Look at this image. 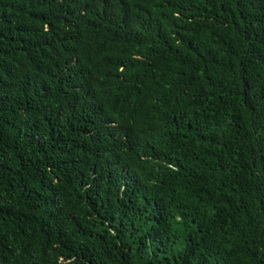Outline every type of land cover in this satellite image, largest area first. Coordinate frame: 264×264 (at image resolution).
Returning <instances> with one entry per match:
<instances>
[{
  "label": "trees",
  "instance_id": "16d2710c",
  "mask_svg": "<svg viewBox=\"0 0 264 264\" xmlns=\"http://www.w3.org/2000/svg\"><path fill=\"white\" fill-rule=\"evenodd\" d=\"M0 264H264V0H0Z\"/></svg>",
  "mask_w": 264,
  "mask_h": 264
}]
</instances>
